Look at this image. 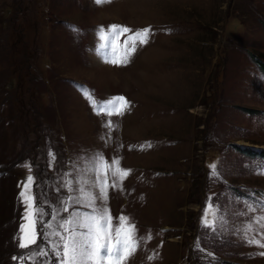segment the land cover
<instances>
[{"label": "rangeland", "instance_id": "1", "mask_svg": "<svg viewBox=\"0 0 264 264\" xmlns=\"http://www.w3.org/2000/svg\"><path fill=\"white\" fill-rule=\"evenodd\" d=\"M109 25L151 29L126 66L96 52ZM81 86L129 107L97 115ZM95 153L131 170L107 201L136 226L127 264H264V0H0V264L28 255L26 176L47 221Z\"/></svg>", "mask_w": 264, "mask_h": 264}, {"label": "snow or ice", "instance_id": "2", "mask_svg": "<svg viewBox=\"0 0 264 264\" xmlns=\"http://www.w3.org/2000/svg\"><path fill=\"white\" fill-rule=\"evenodd\" d=\"M96 2L107 4L111 0ZM150 33V28L133 31L125 25H109L107 28L102 26L98 29L99 43L96 52L104 63L126 66L131 62L138 44L148 43ZM80 91L97 115L102 113L109 117L123 115L129 107V102L124 96L107 98L98 104L92 90L81 86ZM104 127L111 129L112 121L109 119ZM49 155L55 159L54 154ZM118 165V159L114 158L110 163L102 153H95L89 157L83 173L76 178L75 189L72 179L65 181L64 187L69 195L61 199L59 210L52 207L50 219L47 221L43 220L45 215L43 204L37 203V196L33 193L35 178L31 174L27 175L18 195L24 212L21 217L23 223L18 229L17 246L21 250L29 251L27 256L13 258L19 260L20 264H24L26 259L31 261V264H39V258L48 256L50 249L55 264H127V260L140 247V240L136 237L135 224L129 222L130 218L121 214L117 218L118 223L114 225V218L107 207L109 189L118 187L117 179L122 182L131 172L130 169L124 170ZM23 167L31 173L30 164L25 163ZM211 167L215 170L216 166ZM258 168L260 174H264V162L258 165ZM109 175L112 177L111 182ZM97 201H100L99 206ZM206 207L212 210L213 219L209 220V213L205 211L203 223L206 227L214 229L216 219L214 206L209 204ZM82 208L88 210L82 211ZM70 209L73 210L69 211ZM63 213L67 215L64 216ZM261 221H264V217L257 223ZM261 227H264V224ZM251 230L252 225H248L244 230L246 242L264 247L259 239L247 238V232ZM38 239L43 242V247L37 245ZM148 239H151L150 235ZM258 254L264 255V252ZM44 264H53V260L48 259Z\"/></svg>", "mask_w": 264, "mask_h": 264}]
</instances>
